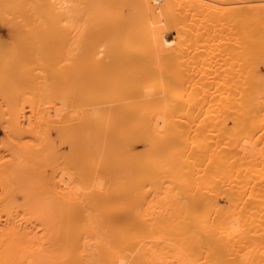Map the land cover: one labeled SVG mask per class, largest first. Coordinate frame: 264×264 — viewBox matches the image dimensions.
Here are the masks:
<instances>
[{"label": "bare ground", "instance_id": "obj_1", "mask_svg": "<svg viewBox=\"0 0 264 264\" xmlns=\"http://www.w3.org/2000/svg\"><path fill=\"white\" fill-rule=\"evenodd\" d=\"M0 264H264V0H0Z\"/></svg>", "mask_w": 264, "mask_h": 264}, {"label": "rangeland", "instance_id": "obj_2", "mask_svg": "<svg viewBox=\"0 0 264 264\" xmlns=\"http://www.w3.org/2000/svg\"><path fill=\"white\" fill-rule=\"evenodd\" d=\"M1 133V132H0ZM1 135V134H0Z\"/></svg>", "mask_w": 264, "mask_h": 264}]
</instances>
